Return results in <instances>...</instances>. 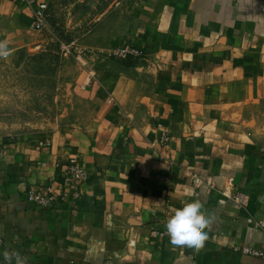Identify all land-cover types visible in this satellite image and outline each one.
Segmentation results:
<instances>
[{
	"label": "crops",
	"instance_id": "1",
	"mask_svg": "<svg viewBox=\"0 0 264 264\" xmlns=\"http://www.w3.org/2000/svg\"><path fill=\"white\" fill-rule=\"evenodd\" d=\"M31 1L0 0L8 53L40 46ZM124 13L78 88L90 119L0 145V264L5 251L28 264H264L243 252L264 253V0H129ZM125 44L143 56L98 55ZM71 161L89 175L77 198L28 201L60 193ZM192 201L215 218L208 239L174 248L166 221Z\"/></svg>",
	"mask_w": 264,
	"mask_h": 264
},
{
	"label": "rangeland",
	"instance_id": "2",
	"mask_svg": "<svg viewBox=\"0 0 264 264\" xmlns=\"http://www.w3.org/2000/svg\"><path fill=\"white\" fill-rule=\"evenodd\" d=\"M39 1L48 5L40 46L24 54L0 56V145L45 137L90 119L92 110L78 88L95 65L97 43L104 44L113 35L108 30L126 21L123 15L129 2ZM113 48L97 54L111 58L108 51Z\"/></svg>",
	"mask_w": 264,
	"mask_h": 264
},
{
	"label": "built area",
	"instance_id": "3",
	"mask_svg": "<svg viewBox=\"0 0 264 264\" xmlns=\"http://www.w3.org/2000/svg\"><path fill=\"white\" fill-rule=\"evenodd\" d=\"M31 7L32 15V27L34 30L42 32L47 27V8L48 5L44 2H29ZM109 57L116 60H127V59H138L143 56L141 50L131 46V45H121L115 47L108 51ZM169 141V136L166 132L161 131L159 134V143L161 145H167ZM47 144V143H46ZM87 171L79 163L74 161L69 162L63 172V185L64 189L57 193L53 187L49 186L40 190H33L28 192L27 199L30 203L40 208H47L51 206L56 201L64 200L65 198L72 196L77 198L79 193L77 191L78 187L88 180ZM244 253L250 255L264 258V253L258 250L244 249Z\"/></svg>",
	"mask_w": 264,
	"mask_h": 264
},
{
	"label": "clouds",
	"instance_id": "4",
	"mask_svg": "<svg viewBox=\"0 0 264 264\" xmlns=\"http://www.w3.org/2000/svg\"><path fill=\"white\" fill-rule=\"evenodd\" d=\"M8 49L4 42H0V56H7ZM214 216L205 214L199 201L186 203L181 209L166 221V231L169 236L170 244L174 248L185 250H196L204 246L208 239L206 231L214 222ZM4 260L12 264L13 258L15 264H28L26 256L19 252L3 253Z\"/></svg>",
	"mask_w": 264,
	"mask_h": 264
}]
</instances>
